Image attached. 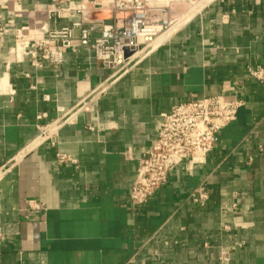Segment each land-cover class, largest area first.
Masks as SVG:
<instances>
[{
    "label": "crops",
    "instance_id": "crops-1",
    "mask_svg": "<svg viewBox=\"0 0 264 264\" xmlns=\"http://www.w3.org/2000/svg\"><path fill=\"white\" fill-rule=\"evenodd\" d=\"M93 1L99 6L84 16L109 22L110 0ZM52 6L0 5L8 28L0 45V264H264V81L247 70L264 68V4L210 0L118 73L82 45L58 66L15 58L18 29L79 18H48ZM213 95L243 104L205 161L179 164L131 208L137 163L162 115ZM93 96L90 108L80 106ZM52 122L55 145L36 143L37 124ZM199 186L209 194L203 206L189 198Z\"/></svg>",
    "mask_w": 264,
    "mask_h": 264
},
{
    "label": "built area",
    "instance_id": "built-area-1",
    "mask_svg": "<svg viewBox=\"0 0 264 264\" xmlns=\"http://www.w3.org/2000/svg\"><path fill=\"white\" fill-rule=\"evenodd\" d=\"M7 1L10 0H0V5ZM52 1L53 6L47 11L48 18H67L73 13L79 18L70 25L49 28L46 23H41L37 28L26 26L18 29L12 48L15 58L28 59L33 67L43 64L58 66L62 64L68 48L82 45L96 51V58L103 67L118 73L130 69L141 56L185 23L193 11L210 0H110L105 5L111 14L109 22L89 20L84 16V13L99 6L93 0L79 3L72 0ZM62 1H66L67 5L56 8L55 4L59 6ZM255 1L264 4V0ZM183 3L187 5L186 13H182L184 10L176 12V4ZM96 28L98 34L93 35ZM23 30L33 34L26 38ZM75 30H78L77 36ZM7 32L0 15V45ZM247 70L250 77L264 81L261 65L248 64ZM94 100L95 96L83 101L80 106L90 108ZM242 104L238 98L203 96L181 101L170 112L163 114L156 136L145 155L138 160L129 191L130 207L136 208L147 202L167 180L168 173L179 164L186 162L192 167L203 163L214 145L215 135L236 118ZM42 116L41 113L36 118ZM58 126L59 123L54 122L37 124L39 133L34 141H49L54 146ZM56 156L59 161L66 159L64 154L56 153ZM208 197L202 186L189 193L190 200L200 206L205 205Z\"/></svg>",
    "mask_w": 264,
    "mask_h": 264
},
{
    "label": "rangeland",
    "instance_id": "rangeland-1",
    "mask_svg": "<svg viewBox=\"0 0 264 264\" xmlns=\"http://www.w3.org/2000/svg\"><path fill=\"white\" fill-rule=\"evenodd\" d=\"M159 1H161V0H159ZM55 6H56V8H60V6H63L62 4H60L59 6H58V4H55ZM186 4L185 3H183V4H176V7H175V11L176 12H178V11H182V10H184V11H182V13L184 14V13H186ZM197 11V10H196ZM193 12H195V11H193ZM192 12V13H193ZM61 19V18H60ZM184 21V20H183ZM170 35V34H169ZM156 47V46H155ZM154 49V48H153Z\"/></svg>",
    "mask_w": 264,
    "mask_h": 264
},
{
    "label": "bare ground",
    "instance_id": "bare-ground-1",
    "mask_svg": "<svg viewBox=\"0 0 264 264\" xmlns=\"http://www.w3.org/2000/svg\"><path fill=\"white\" fill-rule=\"evenodd\" d=\"M157 1H159V0H157ZM161 1H165V0H161ZM162 37V36H161ZM161 37L159 38V39H161Z\"/></svg>",
    "mask_w": 264,
    "mask_h": 264
}]
</instances>
